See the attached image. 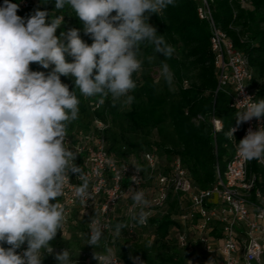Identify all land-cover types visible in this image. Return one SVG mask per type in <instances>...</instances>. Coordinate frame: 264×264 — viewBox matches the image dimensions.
Masks as SVG:
<instances>
[{
	"label": "clouds",
	"instance_id": "clouds-1",
	"mask_svg": "<svg viewBox=\"0 0 264 264\" xmlns=\"http://www.w3.org/2000/svg\"><path fill=\"white\" fill-rule=\"evenodd\" d=\"M174 3L55 0L56 12L66 7L74 12L84 35L92 41L89 44L81 38L79 28L56 35L64 15L36 10L25 20L17 15L18 3L4 0L0 6V264H42L44 251H53L51 242L62 233L65 223V209L58 198L70 174L80 181L73 193L78 201L87 204L92 199L87 175L75 163L78 154L68 146V128L78 119L81 103L75 90L85 98L111 97L114 105L125 97L131 103L130 93L137 87L134 75L142 71L145 62L144 44L151 46L156 56L163 55L159 76L172 85L174 74L166 59L175 50L148 21L151 14L158 15ZM146 59L151 63L155 56ZM33 63L51 67V71H33ZM62 76L73 79L74 89L62 82ZM235 106H242L235 112L237 125L264 117V99L246 97ZM214 119L217 130H222L220 119ZM236 130L230 127L226 138L235 139ZM236 155L245 161H264V127L249 129L236 141ZM131 179L139 185L136 176ZM127 192L133 201L132 222L146 225L150 212L145 192L131 186ZM128 227L115 224L114 235L121 236ZM103 235L102 226L90 227L85 245L101 247ZM25 243L26 249L18 253ZM55 259L57 264H77L69 250ZM94 259L98 264H117L110 248L103 254L96 252Z\"/></svg>",
	"mask_w": 264,
	"mask_h": 264
},
{
	"label": "trees",
	"instance_id": "trees-1",
	"mask_svg": "<svg viewBox=\"0 0 264 264\" xmlns=\"http://www.w3.org/2000/svg\"><path fill=\"white\" fill-rule=\"evenodd\" d=\"M247 2L243 7L239 0H214L213 15L232 39L234 46L248 55L253 73L252 85L257 88L261 98L264 95V0ZM3 3L4 0H0V6ZM38 4L41 11L54 16L64 15V23L57 29V36L61 31L66 32L71 28L83 29L79 19L68 7L59 13L55 10V0H38ZM148 22L175 50L172 57L166 59L174 74L172 85H167L161 78L156 79L152 72L135 74L137 87L130 93L133 100L127 108L120 109L121 101L114 105L111 97H107L104 98L102 108L95 112L90 111L88 99L98 97L85 98L76 89V95L81 100L79 117L70 124L68 134L88 130L95 115L104 122L110 120L112 124L109 128H115L112 133L118 132L124 140L126 135H144L137 147L131 146L124 150L108 146L112 157L123 159L129 154L148 149L168 158L176 155L186 166L194 185L205 188L214 180L216 162L221 168L224 167L233 142L240 138L242 131V125H237L236 110L229 107L226 94L222 91L214 93L217 74L210 50L208 25L198 18L195 0H175L174 5L168 6L158 15L151 14ZM83 40L92 43L88 36H84ZM141 50L145 58L143 67L160 68L161 61L165 60L162 54L156 56L147 44L142 45ZM149 56H155L151 63L146 59ZM66 59L69 62L72 60L68 56ZM30 68L46 74L51 71L35 63ZM61 80L68 84L70 90L74 89L72 78L62 76ZM212 113L221 120L222 130L213 131L208 119ZM166 122L170 125V135L165 131ZM233 126H237L238 130L234 133L235 139L229 140L225 133ZM154 129L162 140L150 139ZM249 172L263 174V168L251 161ZM166 206L152 213L146 225H137L129 234L132 239L125 246L128 254L119 256L125 264H197L198 253L195 247H179L175 241V232L180 226L172 218V213L176 211L175 196L169 197ZM123 220L126 224L125 214ZM145 229L151 235L143 237L139 230ZM51 245H54V241ZM3 246L9 247L7 244ZM102 249L101 240V247L94 248V251L98 253ZM185 260L188 263H184Z\"/></svg>",
	"mask_w": 264,
	"mask_h": 264
},
{
	"label": "built area",
	"instance_id": "built-area-1",
	"mask_svg": "<svg viewBox=\"0 0 264 264\" xmlns=\"http://www.w3.org/2000/svg\"><path fill=\"white\" fill-rule=\"evenodd\" d=\"M195 1L197 16L206 21L209 29L210 50L217 74L214 93H225L229 107L236 111L242 106L235 105L246 97H251L254 101L264 99V95L259 98L257 88L252 85L253 73L248 55L234 46L232 39L215 20L212 7L214 0ZM239 3L244 7L248 2L239 0ZM21 4L22 7H27L29 1L23 0ZM242 86L244 87L240 90ZM103 104L104 98L88 99V107L92 112L100 110ZM197 117L201 118L200 115ZM214 117L219 119L214 113L208 119L213 131L217 132ZM241 125V136L237 142L249 129L256 131L264 127V117L252 118ZM108 126V120L104 122L95 115L88 130L68 134V146L78 154L75 163L87 175L92 199L87 204L78 201L73 193L80 181L76 175L70 174L64 193L58 198L65 209L63 229L75 221L77 212L87 215V233L95 225L103 228V249L98 252L103 254L110 248L115 212L120 204L125 205L128 233H132L137 226L131 220L133 201L127 192L131 186L145 192L149 200L147 210L150 215L162 210L169 197L175 196L176 211L172 213V218L180 225L175 232V241L179 247H195L198 253L197 264H209L210 261L213 264H264V161L252 160L263 168V174L249 172L251 161L237 157L234 141L224 167L221 168L216 162L214 180L209 186L199 188L194 185L179 156L168 158L148 149L129 154L123 159L112 157L108 152L105 135ZM220 126L222 128L221 120ZM232 128L238 130L237 126ZM143 170L150 179L151 191H147ZM133 176L138 178L139 185L132 182ZM26 247L27 243L18 249V253ZM52 248L51 253L44 251L42 264H53L52 258L62 252L53 245ZM112 252L117 264H123L119 256L113 250ZM94 255L95 253H83L81 261L85 264H98Z\"/></svg>",
	"mask_w": 264,
	"mask_h": 264
},
{
	"label": "rangeland",
	"instance_id": "rangeland-1",
	"mask_svg": "<svg viewBox=\"0 0 264 264\" xmlns=\"http://www.w3.org/2000/svg\"><path fill=\"white\" fill-rule=\"evenodd\" d=\"M22 1L23 0H11V2H13V3H18L19 9H18L17 15L21 16L22 18H25V20L30 15L34 14V12L36 10H40L38 0H28L29 5L27 7H22V4H21ZM68 21L69 20L67 19L66 22H68ZM84 36H86V35H84L83 29H82L81 30V38L83 39ZM49 69H51V67ZM159 69L160 68H157L155 66L143 67L142 71L137 73V74L140 75L142 73L152 72L155 75L156 79H160ZM120 101H121L120 109H125L128 107L129 102L126 100V97L122 98ZM108 124H109V126L105 130V135H106V139H107V145L110 148L115 147V149L121 148V149L127 150L128 147L130 148L131 146L137 147L139 145V141H142L144 138V135L137 133V134L126 135V139L124 140L120 137L118 132L112 133V131H113L112 129H115V128H109L110 124H112L110 122V120H108ZM164 125H165L166 133L168 135H170L169 134V132H170L169 123L166 122ZM111 127H113V125H111ZM149 137L152 140H162L155 129L152 130V133L150 134ZM143 172H144V176L146 179V185L148 186L147 191H151L150 179L148 178L147 172L145 170H143ZM124 206L125 205L120 204L118 206V208L116 209L115 220L113 222V235L111 237V242H110V249L113 250L115 252V254H117L118 256L128 254L127 250L125 249V246L132 239V237L129 235L128 231L126 230V228L122 230L121 236L116 237L114 235L115 224L124 223V220H123ZM165 209L168 211L169 210L168 206H166ZM88 219H89V217L87 215L82 214L80 212H77L75 221L73 223H70L65 229H63L62 233L58 232L57 236L53 240L54 241L53 246L56 247L57 249H61L62 252L64 250L72 251V259L75 260L77 262V264H85L83 261H81V255L83 253L88 254V255H92L93 253H95L93 246L85 245L86 239H87V234H88L87 230H86V225H87ZM139 231L140 232L142 231L141 235L143 237L151 235L150 232L147 231L146 229L145 230H139ZM52 261H53V264H57L55 257L52 258ZM122 263L125 264L123 262V260H122ZM184 263H188V262L185 260ZM137 264H140V263L137 262Z\"/></svg>",
	"mask_w": 264,
	"mask_h": 264
}]
</instances>
